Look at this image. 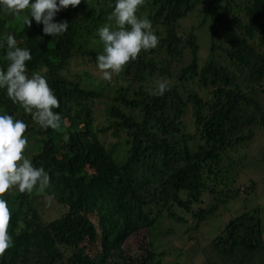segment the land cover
Listing matches in <instances>:
<instances>
[{
	"label": "trees",
	"instance_id": "obj_1",
	"mask_svg": "<svg viewBox=\"0 0 264 264\" xmlns=\"http://www.w3.org/2000/svg\"><path fill=\"white\" fill-rule=\"evenodd\" d=\"M197 1L145 0L137 15L152 21L159 43L111 82L92 69L102 50L97 30L111 23L115 0H81L60 10L54 19L69 27L56 37L0 8V41L11 34L31 50L28 73L46 77L62 127L42 128L5 89L0 111L28 125L25 154L49 173L45 192L65 207L46 221L29 193H10L14 243L0 264H161L154 231L164 217L183 222L178 210L190 213L197 229L231 197L223 188L230 153L264 126V0H209V57L201 65L194 25L184 30L180 22ZM6 50L0 48V68ZM158 81L167 84L163 95L155 94ZM100 105L106 127L95 123ZM188 107L196 127L190 131ZM107 131L119 140L106 144ZM205 193L216 201L208 208L201 206ZM132 237H139L133 251ZM212 245L241 261L264 248L259 208L234 218Z\"/></svg>",
	"mask_w": 264,
	"mask_h": 264
},
{
	"label": "clouds",
	"instance_id": "obj_2",
	"mask_svg": "<svg viewBox=\"0 0 264 264\" xmlns=\"http://www.w3.org/2000/svg\"><path fill=\"white\" fill-rule=\"evenodd\" d=\"M80 3L81 0H0V8L22 17L25 26L30 27L33 20L42 24L44 34L56 37L69 27L67 21L57 22L56 14ZM144 3L145 0H115L114 6L110 5L111 23L97 30L102 50L98 51L95 64L102 80L111 82L142 50L157 47L160 38L153 30L152 21L137 15L138 7ZM5 45L7 65L0 68V89H5L8 97L30 113L42 128L60 130L62 116L54 111L60 106L57 96L44 75L28 73L26 62L32 59L31 50L18 46L11 34L0 41V48ZM167 90L166 82H157L155 94L163 95ZM27 127L23 120L0 111V257L14 243L8 231L12 213L3 194L12 188L21 193L30 194L34 190L44 193L51 184L44 167L34 166L25 154L29 142L24 135Z\"/></svg>",
	"mask_w": 264,
	"mask_h": 264
},
{
	"label": "rangeland",
	"instance_id": "obj_3",
	"mask_svg": "<svg viewBox=\"0 0 264 264\" xmlns=\"http://www.w3.org/2000/svg\"><path fill=\"white\" fill-rule=\"evenodd\" d=\"M232 1L234 4L240 2V0ZM208 2L209 0H198L194 9L180 20L184 30H189V27L191 28L194 25L193 31L196 33L199 43L198 57L200 65L207 61L209 57L211 18L209 16L205 17ZM227 17L232 20L230 15H227ZM185 32L187 33V31ZM92 72L97 75L98 79H101V72L97 67H94ZM103 107V105H100L96 109L95 123L101 127H106L108 120ZM184 120L188 130L196 129L192 123L190 107H188ZM101 138L108 145L119 140L110 131L101 134ZM230 154L233 157L230 161L234 163L229 165L230 168L225 173L223 188L227 187L224 191L231 197L225 201H220L217 208L200 222L197 229L192 226L194 220L190 213L178 210L186 219L183 222L164 217L158 225V229L154 231L156 251L158 252L157 260L161 264H264V248L241 261L239 258L223 256L212 245L213 239L234 218L242 212L253 210L256 207L259 208L264 240V126L256 128L252 139L245 146L236 151H231ZM16 191V188H12L5 192L7 195L3 197H8V203L11 199L10 193L13 194ZM234 191L239 192L234 193ZM203 196L202 207L208 208L216 203L208 194L205 193ZM29 202L39 210L46 221L61 216L65 210L64 206L59 205L53 196L46 192L41 193L34 190L30 193ZM139 237H132L129 240L128 244L132 251L135 250Z\"/></svg>",
	"mask_w": 264,
	"mask_h": 264
}]
</instances>
